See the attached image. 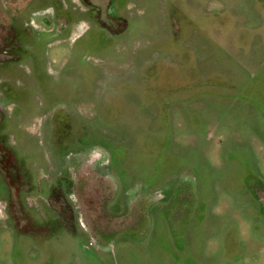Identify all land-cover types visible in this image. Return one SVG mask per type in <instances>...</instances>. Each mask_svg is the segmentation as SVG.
I'll list each match as a JSON object with an SVG mask.
<instances>
[{
  "label": "rangeland",
  "instance_id": "obj_1",
  "mask_svg": "<svg viewBox=\"0 0 264 264\" xmlns=\"http://www.w3.org/2000/svg\"><path fill=\"white\" fill-rule=\"evenodd\" d=\"M0 264H264V0H0Z\"/></svg>",
  "mask_w": 264,
  "mask_h": 264
},
{
  "label": "flooded vegetation",
  "instance_id": "obj_2",
  "mask_svg": "<svg viewBox=\"0 0 264 264\" xmlns=\"http://www.w3.org/2000/svg\"><path fill=\"white\" fill-rule=\"evenodd\" d=\"M8 32H10V30ZM8 38H9L10 44H8V47H6L7 53L2 52V54L6 53L7 55H9V52L13 47L16 48L19 46L18 44L16 45V43H15L16 33L13 30V28H12L11 32L9 33ZM92 169H95V168H91V169L87 168V174H89V173L95 174L92 172ZM54 194H57V195H54ZM54 194L52 193V195H51V198H54L53 204L55 205L53 211L55 212V215L57 217L56 220H57L58 225L60 227H64V226H66V221H68V212H71L70 206H69L68 202L66 201V199L64 197H62L58 191H57V193H54Z\"/></svg>",
  "mask_w": 264,
  "mask_h": 264
}]
</instances>
